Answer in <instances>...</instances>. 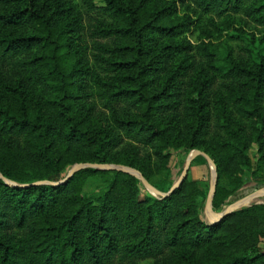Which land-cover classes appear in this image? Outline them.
I'll list each match as a JSON object with an SVG mask.
<instances>
[{
  "label": "trees",
  "instance_id": "16d2710c",
  "mask_svg": "<svg viewBox=\"0 0 264 264\" xmlns=\"http://www.w3.org/2000/svg\"><path fill=\"white\" fill-rule=\"evenodd\" d=\"M102 2L0 0V264H264V203L64 181L167 194L199 150L214 212L264 185V0Z\"/></svg>",
  "mask_w": 264,
  "mask_h": 264
},
{
  "label": "rangeland",
  "instance_id": "374dc122",
  "mask_svg": "<svg viewBox=\"0 0 264 264\" xmlns=\"http://www.w3.org/2000/svg\"><path fill=\"white\" fill-rule=\"evenodd\" d=\"M95 3L98 6L103 5L102 0H95ZM191 153L188 156H186L183 153H180L177 151H171V154H172V163L171 164H172V169H173V182H174L173 186L182 177V175L186 169V166H187V161H188L189 157L191 156ZM251 155L252 156L255 155V149H253L251 151ZM200 157H203V156H197L195 159L200 158ZM194 160L192 161V163L188 169V175H190V177L196 181L205 183L207 189H209V195H210V191H211V188H212L213 182H214V171L212 169V166L209 164V162L206 159L205 160L207 162L203 165L198 164V163L194 164L193 163ZM109 166H112V165H109ZM114 167H116V166H114ZM73 168H71L68 171V174L73 170ZM124 168H126V167H124ZM128 169H130V168H128ZM248 178H249L248 175H246L245 179H248ZM97 185H98L97 181L90 180L86 186V190L91 191ZM148 193L154 197L159 198L158 195L154 194L148 188V186H146L142 182V184L140 186V198L144 199ZM209 195H208V199H209ZM208 199L202 203L201 212L204 216V219L209 224H214L213 222H214L215 218H213L209 214ZM262 203H264V185L257 187L253 181H250V182L248 181L246 186L240 192H238L235 196H233L232 198H230V200H228L227 204L223 207L221 212H219L218 214L224 213L227 210V208H229V207H234V210L237 211V210H240L242 208L251 206L252 204H262ZM261 247L264 250V241L262 242Z\"/></svg>",
  "mask_w": 264,
  "mask_h": 264
},
{
  "label": "water",
  "instance_id": "95a60500",
  "mask_svg": "<svg viewBox=\"0 0 264 264\" xmlns=\"http://www.w3.org/2000/svg\"><path fill=\"white\" fill-rule=\"evenodd\" d=\"M197 156H203L208 162L209 164L212 166V169L214 171V182H213V186L211 188V191H210V195H209V199H208V204H209V214L215 218L214 222L213 223H217L219 221H221L224 217H226L227 215L233 213L235 210H234V207H229L227 208V210L222 213V214H218L216 212L213 211V199H214V196H215V192H216V185H217V167L215 166L213 160L205 153L199 151V150H195V151H192L191 153V156L189 157L188 161H187V166H186V169L182 175V177L180 178V180L171 188V190L167 193V194H163V193H160L159 191H157L153 186H151L145 179L144 177L137 171H134L132 169H128V168H124V167H114V166H109V165H76L74 166L73 170L66 176L65 180H68L70 177H72V175L74 173H76L77 171H79L80 169L82 168H85V167H92V168H95V169H98V170H118V171H123L125 173H129V174H132L136 177H138L146 186H148V188L156 195L158 196H162V197H166L168 196L169 194H171L176 188H178L181 183L184 181V179L187 178V175H188V169L192 163V161L197 157ZM0 178L4 179L1 175H0ZM5 180V179H4ZM62 181V182H64ZM6 182L8 184H12L10 183L9 181L6 180ZM61 182V183H62Z\"/></svg>",
  "mask_w": 264,
  "mask_h": 264
}]
</instances>
